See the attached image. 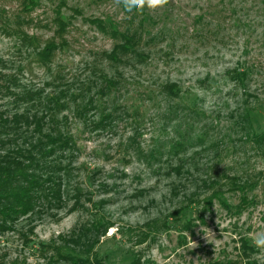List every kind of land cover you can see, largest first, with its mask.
<instances>
[{
    "label": "rangeland",
    "instance_id": "374dc122",
    "mask_svg": "<svg viewBox=\"0 0 264 264\" xmlns=\"http://www.w3.org/2000/svg\"><path fill=\"white\" fill-rule=\"evenodd\" d=\"M1 1L27 15L20 0ZM58 1L31 10L28 35L41 49L62 44L50 22ZM68 5L73 25L55 58L63 82L85 104L97 98L103 74L121 87L73 120L79 158L69 191L81 190L83 207L45 216L35 242L62 245L61 237L104 222L112 227L89 235L93 249L83 250L84 240L83 251L69 249L94 264H264L253 245L264 232V143L254 142L264 135V0H169L129 17L114 0ZM134 16L148 59L112 65L116 42L96 21L124 25ZM32 54L0 35L9 74L23 70V85L44 88L45 71ZM8 100L0 92V105ZM102 110L114 119H101ZM11 237H0V264H47L46 255ZM63 259L57 264H75Z\"/></svg>",
    "mask_w": 264,
    "mask_h": 264
},
{
    "label": "trees",
    "instance_id": "16d2710c",
    "mask_svg": "<svg viewBox=\"0 0 264 264\" xmlns=\"http://www.w3.org/2000/svg\"><path fill=\"white\" fill-rule=\"evenodd\" d=\"M42 1L20 0L18 8L27 12L23 16L19 10H8L0 0V35L14 39L17 46H26L32 51L33 63L38 64L47 77L44 88L25 86L22 84L25 83L21 76L23 70L9 74L11 62L0 57V92L5 91L9 99L0 105V237L17 236L34 253L40 251L46 255L47 264H57L58 257L62 261L68 258L75 264H94L89 257L76 254L71 249H80L82 240L86 241L81 246L83 250L93 249L95 238L91 240L89 235H95L96 229L98 232H107L112 224L99 222L93 227L95 231L92 228L81 229L77 234L74 231L60 238L64 242L62 245L57 240L51 244H37L35 230L45 216L60 218L61 212L65 210L73 213L83 207L81 190L76 188L75 196L69 191L70 182L77 170L74 165L79 158L78 142L71 128L73 120H84L93 104L95 107L103 106L104 99L113 90L112 95L116 93L121 85L119 87L120 80L117 78L110 79L103 74L99 90H96L97 98L94 96L89 104H85L80 93L71 91L69 85L63 82L62 67L55 65L57 53L62 50L61 47L67 46L65 36L73 25L72 18L64 12L69 7L68 0L58 1V7L53 12L55 17L50 20L57 29V36L62 38V44H48L45 49L39 48V42L33 44L37 38L29 36L27 30V23L34 22L31 20V10L41 7ZM76 12L80 15L83 13L81 10ZM126 16L130 15L126 13ZM134 19L135 16L124 25H116L107 20L96 21L99 30L116 42L113 53L107 56L112 65H118L122 59L130 57H135L134 60L139 63L142 58L148 59L147 56L143 57L144 31L141 28L133 30ZM240 75L243 83L249 76L245 71ZM165 90L168 91V88ZM163 94L169 97L166 92ZM100 117H109L110 122L114 119L113 114L103 110ZM254 142L263 144L264 135H257ZM74 198L76 202L71 206Z\"/></svg>",
    "mask_w": 264,
    "mask_h": 264
},
{
    "label": "clouds",
    "instance_id": "9594fccd",
    "mask_svg": "<svg viewBox=\"0 0 264 264\" xmlns=\"http://www.w3.org/2000/svg\"><path fill=\"white\" fill-rule=\"evenodd\" d=\"M114 3L120 6L124 12L131 15L133 13H141L145 9L155 12L164 8L169 3V0H114ZM253 245L264 254V232H259L254 236Z\"/></svg>",
    "mask_w": 264,
    "mask_h": 264
}]
</instances>
